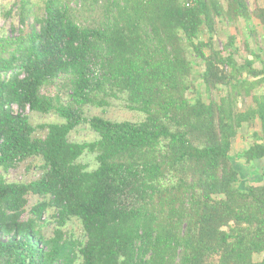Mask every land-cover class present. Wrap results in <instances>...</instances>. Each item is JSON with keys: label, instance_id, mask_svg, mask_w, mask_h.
<instances>
[{"label": "trees", "instance_id": "obj_1", "mask_svg": "<svg viewBox=\"0 0 264 264\" xmlns=\"http://www.w3.org/2000/svg\"><path fill=\"white\" fill-rule=\"evenodd\" d=\"M253 1L43 0L36 15L13 0L23 30L0 31V264H264V167L244 188L235 165L264 162V47L247 43L240 63L235 35L213 42L218 23H244L260 44ZM197 80L209 102L189 97ZM114 100L141 121L87 115ZM27 111L61 122L35 127ZM82 125L98 138L71 142ZM245 125L252 144L233 156ZM35 162L37 179L7 180Z\"/></svg>", "mask_w": 264, "mask_h": 264}, {"label": "rangeland", "instance_id": "obj_2", "mask_svg": "<svg viewBox=\"0 0 264 264\" xmlns=\"http://www.w3.org/2000/svg\"><path fill=\"white\" fill-rule=\"evenodd\" d=\"M258 3L264 7V0H258ZM0 5L6 6L7 10L13 9V15L10 18L3 19L0 16V31L3 30L6 35H19V32L23 30L20 24V19L18 15V9L13 7V0H0ZM33 5H35L34 10H36V15L43 14V0H33ZM251 7L254 8L255 3L253 0H250ZM13 7V8H12ZM34 17H31L28 22L29 25L33 24ZM216 28L217 34L214 36L213 42L216 45V48L222 50L225 43L228 40L229 35H235L237 41L235 43L236 48L239 50V53L236 55V58L240 63L244 62V59L252 60L253 57H250L249 51L246 49V44L248 43L250 49L253 52L259 53L261 49L264 47V26L260 24L258 20H253L250 24L252 27L251 29H256L257 34L256 36L260 39V44L255 43V38L252 35H249V29L246 28L245 24L236 25L231 24L229 26L220 24ZM13 30L15 32H13ZM259 35V36H258ZM204 40L207 39V35L203 37ZM263 50V49H262ZM256 67L260 66V63H256ZM202 67L195 66L194 67V77L199 78V73L202 70ZM55 88L47 89L46 91L49 93H54ZM201 95L202 98L209 102L208 95L204 92L200 85V81L197 80L196 85L194 86L193 90L189 95L190 98H193L196 95ZM30 112V111H29ZM87 115L89 117L94 116H101L105 119L116 121V122H123V121H131V122H138L141 121L142 116L135 112L128 111L123 106L122 101L114 100L111 102V106L106 109H96V108H87L86 109ZM30 116V122L33 126L38 127L44 124H51V123H60L61 119L54 115H39V114H31L28 113ZM256 126L259 128V124L256 123ZM256 126L245 125L242 130L240 131L239 137L235 140L234 143V152L233 156L243 150L247 149L252 144V135L254 131H256ZM46 134L45 131L37 129L36 136L37 137H44ZM97 135L90 130L88 125H82L78 127L70 136V141L75 143H89L93 142L97 139ZM83 164L88 166L89 170H94L98 167V163L96 161L95 155L93 154H85L81 160ZM38 162H35L34 166L29 169L28 163L21 164L18 168L11 170L7 175L6 178L9 182H21V183H29L39 176V169H38ZM235 165L238 166L241 175V187H246L248 184L250 185H257L262 181L260 174L262 173V167H264V162L256 163L247 165L243 163V161H236ZM36 166V167H35ZM251 166V167H250ZM31 204L35 202L34 198H30ZM49 214L45 215L44 222L51 221L49 218ZM28 214L24 215V219H27ZM53 230V225H49L45 228V234L50 235ZM67 230L72 233L75 237L80 238L82 235V227L79 222L73 221L68 225ZM264 255L255 256V261H260Z\"/></svg>", "mask_w": 264, "mask_h": 264}]
</instances>
